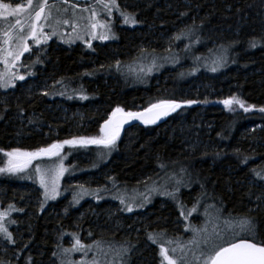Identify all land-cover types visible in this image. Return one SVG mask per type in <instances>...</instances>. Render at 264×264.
I'll use <instances>...</instances> for the list:
<instances>
[{
  "label": "trees",
  "instance_id": "obj_1",
  "mask_svg": "<svg viewBox=\"0 0 264 264\" xmlns=\"http://www.w3.org/2000/svg\"><path fill=\"white\" fill-rule=\"evenodd\" d=\"M118 1L121 7L128 8L142 21L144 29L117 25L118 38L96 43L93 52L80 46L63 47L54 43L47 47L42 65L38 67L40 75L36 79L43 73L52 74L50 77L57 78V82L71 84L70 89L80 87L84 82L90 91L88 102H75L73 98L67 101L69 99L60 97L69 107H79L84 117L67 119L63 110L53 108L54 99L48 92L30 88L28 83L1 93L0 149L3 151H0V167H5L8 160L5 152L12 149L35 151L54 140L99 135L100 129L94 126L104 119V114H110L118 106L135 112L161 100H175L182 106L163 121L124 129L112 158L107 163H99L96 171L91 172L96 181L106 186L119 182L132 187L137 181L148 178L135 184L142 186L163 177L169 170L182 171L189 185L184 189L182 186L180 200L188 204L193 193H196V201L208 195L223 213L251 218L254 238L252 235L243 239L264 241V209L250 213L247 210L255 193L247 180L257 177L255 172L264 169V112L259 110L264 107V0ZM182 26L185 29L179 37L186 31L193 32L195 40L201 41L202 47L195 52L212 47L211 50L221 53V48H225L231 58L227 68L219 74L203 71L197 75H186L185 68H174L162 72L158 76L159 83L152 78L148 85L125 79L115 68V64L134 53L141 44H152L157 48L161 31H174ZM156 38L158 41L153 42ZM178 41L184 42L185 46L183 36ZM115 59L118 61L114 62ZM185 63L190 64V60ZM52 90L56 91V86ZM230 97L239 98L245 107H255L244 111L233 104L237 110L231 112L223 104ZM188 100L197 103H183ZM85 124L91 131L81 132ZM56 131L57 136L54 135ZM90 148L93 150L94 147ZM82 154L88 155V160L83 156L78 162L94 161L86 150H80L74 156ZM20 183L8 172L0 173V188L12 197L13 201L9 203L16 206L20 196H29L21 190L19 185L23 184ZM21 198L19 200L23 201ZM53 205L55 209H61L64 202ZM40 209V205L26 206L25 210L33 211L27 222V232H24L26 248L16 243L20 256L12 264H38L52 259L55 250L60 248V242L56 240L60 232L70 231L76 223L82 229L89 225L91 218L87 216L75 222L78 207L71 209L67 216L51 213L48 208ZM176 209V203L170 201L163 211L157 210L154 217L171 218L177 214ZM18 226L25 227V224ZM93 232L96 238L97 231ZM63 244L66 245L64 240ZM156 251L154 245L152 252ZM152 264H158L156 258Z\"/></svg>",
  "mask_w": 264,
  "mask_h": 264
},
{
  "label": "rangeland",
  "instance_id": "obj_2",
  "mask_svg": "<svg viewBox=\"0 0 264 264\" xmlns=\"http://www.w3.org/2000/svg\"><path fill=\"white\" fill-rule=\"evenodd\" d=\"M10 1L11 2L2 0L3 3H12L13 7L17 4L27 6V0ZM117 2L120 5L118 0ZM36 3L37 0H33V5ZM49 3H54L56 5V8L53 9V16L61 20L68 19L69 23L53 25L56 27L57 35L52 36L46 43L36 45L34 41L29 39L28 43L32 46L31 51L25 53L16 66L11 69L17 77L23 75L25 79H14L12 80L11 85L6 88L0 85V97L3 95L1 94L3 91L6 93V91L14 90L18 85L24 86L28 83L27 86L30 88H40L44 92H48L54 99V104L52 105L53 108L63 110L67 119L74 120L76 118L84 117L85 114L79 109V107H69L66 101L61 100V98L69 99L67 101H70L73 98L75 102L86 103L90 100V91L86 89L84 82L81 83L80 87L70 89L69 86L71 84L67 85V82L64 84L57 82V78L50 77L52 74L44 75V73H41L42 76L39 77V79H36L39 74L38 67L42 65V57L44 56L47 47L56 43L63 47L80 46L85 51L93 52L96 43L102 44L104 42L114 41L118 38L117 25L131 29L143 28L144 26L137 16H135L137 21L135 24H126L123 22V17L120 15V12L131 13L128 8L120 7L119 10L113 9L111 16H109L107 12L104 11L103 5L97 3V0L82 3L69 1L68 4L49 0ZM73 4L77 5L75 16H73L71 11V5ZM90 6L95 7L97 13L96 19L98 21L110 23L111 31L108 32L109 39L93 40L90 36L85 35V25L88 24L89 21L86 19H78V17L86 18L90 16V11H82V9H88ZM64 8H69V12L64 13ZM35 10L38 9L28 10L31 11L33 18ZM28 11L18 14V17L7 15L0 17V34L5 30H9V25H15L17 18L20 19L21 24L24 25V32L27 33L29 31L28 24L31 23V20L28 18ZM73 22L79 24V27L75 32L73 31ZM48 23L52 24L53 20L50 19ZM184 29L185 26L180 28L177 27L174 31H161L159 41L157 40L158 38L153 40V42H159L157 48L152 44H141L134 53L128 54L126 59L115 64V68L125 79H135L137 81L136 84L142 83L144 85L151 83L152 78H156L154 79L156 81H153L159 83L158 76H160L162 72H165L166 70L171 71L174 68H185L183 72H185L186 75H197L203 73V71L211 74L218 72L221 73L227 68L231 58L225 48H221L223 49L221 53H217L219 50H211L212 47L195 52L194 50L202 47V43L199 39H197V41L195 40L196 35L193 32L186 31L180 36H183L186 43L185 46L183 44L184 42L180 43V41L176 39ZM51 31L52 28L45 26V33L50 34ZM96 31L99 35L100 33H103L105 29L98 28ZM17 32L18 28L13 30V41L11 44L13 49L16 47L15 36ZM78 36H84V39H79L77 38ZM86 41L90 42L91 47H89V43H86ZM177 42H179V45H177ZM2 43L3 41L0 40V44ZM37 58H39V62H37ZM117 59H115L114 62L118 61ZM187 60H190V64L185 63ZM212 67H216L217 70L213 72L211 70ZM4 72L5 65L0 62V73ZM181 75H183V73ZM5 78L7 79L8 77ZM55 86L56 91L52 90ZM84 97H86V99ZM55 98L59 99L55 100ZM225 107L231 112L237 110L235 105L231 108H228V106ZM127 111L132 110H125V112ZM175 112L176 111L171 112L170 114ZM110 115L111 113L104 114V119H102L100 123H97V121V124L94 127L101 129L104 121L107 120ZM23 122H25V120H23ZM83 128L84 129L81 132L87 130L91 131L88 124H85ZM123 133L124 129L122 128L119 139L112 147L94 144L87 146L65 145L60 156H42L34 159L31 165H29L24 171L17 173L8 172L9 175L21 182L20 184H23L19 186H21V190H24L29 196L26 198L20 196L19 199L23 197L21 198L23 201L19 199L16 200L15 203L18 205L16 206L13 203H9L10 200L13 201L12 197H9L6 192L0 188V213L8 212L4 217L3 222L8 228V231L12 233L11 240L5 237L3 233H0V264H12L19 258L20 255L17 253L19 252V249H17L16 243H20L26 248V240H23L26 239L24 232H27V222H29V218L33 215L32 210H25L28 204L34 206L40 205V210L48 208L51 213L56 212V214H63L64 216L69 215L71 212L70 210L74 207H78L79 211L75 215V222L81 221L87 216H91V218H89L88 226L79 229L80 225L79 223H76L73 224V228H71L70 231L60 232L58 237H56V240L60 242L58 243L60 248L55 250V257L38 264H78L80 261H86L88 264H91L93 258L99 261V264H152L154 258H156L158 264H167L161 253L160 245L163 244L165 248H168L169 255H172L175 258L180 256L181 253L179 251L177 253H172L171 248L176 247L177 245L176 243L169 244L168 241H179V243L185 244L194 236L199 243L196 245H188L185 248L183 255L186 257L188 264H203L204 257L201 256V252L208 254L212 250L211 245L213 243L225 244L226 246V241H236L243 237H252L249 233L241 232L238 227L234 228L236 233L235 236H233V230H228L227 233L223 232L225 229L223 221L225 220L236 222L247 218L251 221V227L253 228V221L249 216H232L227 212L223 213L219 207L212 203L213 200H211V197L208 195H205L204 198H200L196 201V193H193L189 197L190 202L188 204L183 200H180L182 186V189H184L187 187V184L189 185V180L183 176L182 171H179L178 173L180 174H178L177 172H170L169 170L163 177L161 176L159 179H152L151 181L143 183L142 186L135 184H140L148 178H143L137 181L132 187H125L119 182L114 185L107 184V186L103 182H97L96 176L91 172L96 171L99 167V163H107L112 158V155L117 151ZM54 135L57 136L58 132L56 131ZM100 135H102L101 131L99 135L90 137H97ZM81 137L85 136L81 135L80 138ZM55 142L62 141L54 140L53 143ZM91 146L96 148V152L94 148L93 150L90 148ZM80 150H86L89 152L93 156L94 161L92 163L84 161L78 162L77 160L82 158L84 154L79 156L74 155ZM88 157V155L84 156L86 160H88ZM61 161L67 171H65L57 181L60 194L56 196L55 199L46 198L45 189L39 183V174L35 172V167L37 165L40 166L45 176V180L51 186V181L55 178ZM259 172L264 176V169L261 171L259 170ZM104 175L109 176L108 173H105ZM259 179L258 177H250L247 180V184L255 189L251 204L247 207L248 213L259 208L264 209V182H260ZM261 180L264 181V179ZM81 186H83L84 189H87L89 193L96 192L97 189L100 191L96 192L95 195L88 194L78 197L79 202L77 203L76 200H74V196H76L78 192H81ZM154 188L157 189V191H153ZM177 189H179L178 192L176 191ZM163 191L175 192V198L162 195L161 192ZM121 199H123L124 203H121ZM169 200L171 203H176V210H178L177 214L167 219L154 217L157 215V210L163 211L166 208L170 202ZM58 201L64 202L61 209H55V206L53 205V203ZM9 205H13L14 210L9 211ZM128 206H131L132 211L127 210ZM193 206H196V211L189 214V210L192 209ZM181 207H183L184 214L188 216L187 220L181 215ZM24 212L26 215L21 216L20 214ZM205 213H207V215H205ZM17 217H19L18 220ZM11 221H15V223H12ZM21 223L25 224V227L18 226V224ZM192 228H205L206 231L197 234L192 231ZM94 230L97 231L95 234L96 238L92 235ZM217 232H220L221 235L224 236L223 240L216 235ZM161 233H163V235H160ZM28 234L29 233H27V235ZM150 235L156 236L157 242L154 243L153 240L149 239ZM77 237L83 245H93L92 249L87 250L86 252H65L64 249L73 248ZM206 239L209 241L208 244L204 243V240ZM12 240H14L15 243H13ZM63 240L66 244L65 246ZM96 241L100 242L99 251L95 246ZM154 245L157 248L156 253L152 252Z\"/></svg>",
  "mask_w": 264,
  "mask_h": 264
},
{
  "label": "snow or ice",
  "instance_id": "obj_3",
  "mask_svg": "<svg viewBox=\"0 0 264 264\" xmlns=\"http://www.w3.org/2000/svg\"><path fill=\"white\" fill-rule=\"evenodd\" d=\"M63 4H68L69 0H62ZM97 3L103 5L104 11L107 12L109 16H111L113 9H120V5L117 0H97ZM56 8V5L50 4L49 0H37V3L33 5V0H27V6L23 4H17L13 7L10 4L3 3L0 0V17L5 15L7 16H17L20 13H24L30 9H38L35 10L34 18L31 15V11H28V18L31 20V23L28 24L29 31L27 33L24 32V25L21 24L19 18L16 19L15 25H9V30H5L0 34V40L3 41L0 44V62L5 65V72L0 73V85L3 87H9L12 83V80L19 79L24 80L25 77L23 75L16 76L14 72L11 71L13 67L21 60V57L27 52L31 51L32 46L28 43L29 39L34 41L36 45H41L46 43L48 40L51 39L52 36L57 35L56 27L53 25H60V24H68V19H57L53 16V9ZM77 5H71V11L73 16H75V10ZM59 11V10H58ZM82 11H90L91 15L88 17H78V19H86L89 21L88 24L85 25V35L90 36L93 40L94 39H101L107 40L109 39L108 32L111 31L110 23H104L98 21L96 19L97 13L94 6H90L88 9H82ZM64 13L69 12V8L63 9ZM120 15L123 17V22L126 24H135L137 21L135 19V15L131 13H125L123 11L120 12ZM53 20L52 24H49V20ZM43 21V22H41ZM45 26L52 28L51 33H45L44 28ZM79 27V24L73 22V31L75 32L76 29ZM18 28V32L15 36L16 40V47L13 49L11 47L13 41V30ZM103 28L105 31L103 33L97 34V29ZM79 39H84V36H78ZM180 37H176L179 39ZM89 47H91L90 42ZM253 46H255L253 44ZM37 62H39V58H37ZM213 72L217 70L216 67H212L211 69ZM5 77H8L7 79ZM86 99V97H84ZM184 104H194L197 101H184ZM223 104L228 106L229 108L232 107L233 104L239 106V108L244 109V111H249L250 108H254V105H250L245 107V104L242 100L236 97H230L223 101ZM182 106L181 102H177L175 100H161L155 104H151L148 108L144 109L142 112H132L127 111L121 107H116L112 112L111 115L107 120L104 121V124L101 126V133L102 135L97 137H81V138H73L70 140H64L62 142H55L53 144L48 145L47 147H41L36 149L35 151H22L20 149H12L11 151L5 152V155L8 157L7 164L5 167H0V173L9 172V173H17L24 171L26 168L31 165L34 159H37L42 156H60L65 145H81L87 146L90 144L94 145H104L106 147H112L115 145L116 141L119 139L121 130L124 124L128 123L131 120H141L145 124H155L162 116L169 115L170 112L176 111L178 108ZM261 112H264V107L259 109ZM3 151V149H0ZM164 167V165H161ZM67 171L64 168L63 163L59 165L56 176L51 181V186L45 180V176L40 168L39 165L35 167V172L39 174V183L45 189V197L55 199L58 196L59 190L57 186V181L63 173ZM255 171V170H254ZM255 175L261 179H264V176L261 175V172H255ZM31 178V177H29ZM100 190L97 189L96 192ZM153 191H157V189H153ZM177 192L179 189L176 190ZM96 192L89 193L87 189H84L81 186V192H78L76 196H74V200L78 203V197L82 195L92 194L95 195ZM162 195L170 196L175 198V192H168L163 191L161 192ZM120 198V197H117ZM121 203H124L123 199H121ZM14 210L13 205H9V211ZM128 211H132L131 206L127 207ZM196 211V206H193L192 209L189 210V214L191 212ZM8 214V212L0 213V233H3L5 237L11 240L12 233L8 231V228L4 224V217ZM181 215L184 216V219L187 220L188 216L184 214L183 207H181ZM207 215V213H205ZM15 223V221H11ZM225 225V229L223 230L224 233H227L228 230H233V236L236 235L234 228L238 227L241 232L249 233L253 235L254 238V230L251 227V221L247 218L241 219L239 221L233 222L232 220H225L223 221ZM194 233L199 234L200 232L206 231L205 228H192ZM75 235V234H73ZM160 235H163L161 233ZM216 235L220 239H224V236L221 235L220 232H217ZM149 239L153 240V242H157V237L150 235ZM15 243L14 240H12ZM169 244L176 243V247L171 248L172 253H177L178 251L181 253L180 256L173 257L169 255V249L165 248L163 244L160 245V250L163 255L164 260L167 264H188L186 257L183 255L185 248L188 245H196L199 241L196 237H192L189 239L185 244L179 243V241H168ZM205 244H208L209 241L206 239L204 240ZM225 244H215L211 245V251L208 254L201 252V256L204 257L203 264H264V241L260 242H253L252 239H239L238 241H226ZM95 246L97 250H100V242L96 241ZM93 245L85 246L83 245L79 238L75 239V243L73 248L64 249L65 252L71 251H87L91 250ZM78 264H88L86 261H80ZM91 264H99L95 258L91 261Z\"/></svg>",
  "mask_w": 264,
  "mask_h": 264
},
{
  "label": "water",
  "instance_id": "obj_4",
  "mask_svg": "<svg viewBox=\"0 0 264 264\" xmlns=\"http://www.w3.org/2000/svg\"><path fill=\"white\" fill-rule=\"evenodd\" d=\"M50 1L62 2V0H50ZM69 1H74V2L82 3V2H90V1H92V0H69ZM143 110H144V109H143ZM143 110L135 111V112H142ZM170 113H171V112H170ZM170 113H169V114H170ZM166 117H167V116H162V117H161V118H160L155 124H157V123L163 121ZM133 125H154V124H145V123H143V121L136 119V120H131V121H129L128 123L124 124L123 129H126V128H128V127H131V126H133ZM236 241H238V240H236ZM253 242H254V241H253Z\"/></svg>",
  "mask_w": 264,
  "mask_h": 264
},
{
  "label": "crops",
  "instance_id": "obj_5",
  "mask_svg": "<svg viewBox=\"0 0 264 264\" xmlns=\"http://www.w3.org/2000/svg\"><path fill=\"white\" fill-rule=\"evenodd\" d=\"M3 1H9V2H11L10 0H3ZM6 3V2H5ZM7 4V3H6ZM10 5H12V3H10ZM4 92V91H3Z\"/></svg>",
  "mask_w": 264,
  "mask_h": 264
},
{
  "label": "bare ground",
  "instance_id": "obj_6",
  "mask_svg": "<svg viewBox=\"0 0 264 264\" xmlns=\"http://www.w3.org/2000/svg\"><path fill=\"white\" fill-rule=\"evenodd\" d=\"M168 116V115H167ZM243 239V238H242ZM239 240V239H238Z\"/></svg>",
  "mask_w": 264,
  "mask_h": 264
},
{
  "label": "flooded vegetation",
  "instance_id": "obj_7",
  "mask_svg": "<svg viewBox=\"0 0 264 264\" xmlns=\"http://www.w3.org/2000/svg\"><path fill=\"white\" fill-rule=\"evenodd\" d=\"M120 7H121V5H120ZM93 41V40H92Z\"/></svg>",
  "mask_w": 264,
  "mask_h": 264
}]
</instances>
